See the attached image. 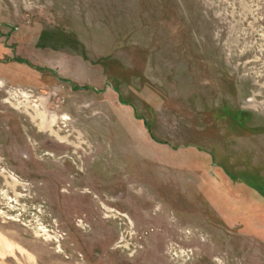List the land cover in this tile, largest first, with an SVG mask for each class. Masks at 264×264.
Here are the masks:
<instances>
[{"label":"rangeland","instance_id":"1","mask_svg":"<svg viewBox=\"0 0 264 264\" xmlns=\"http://www.w3.org/2000/svg\"><path fill=\"white\" fill-rule=\"evenodd\" d=\"M0 264H264V0H0Z\"/></svg>","mask_w":264,"mask_h":264},{"label":"bare ground","instance_id":"2","mask_svg":"<svg viewBox=\"0 0 264 264\" xmlns=\"http://www.w3.org/2000/svg\"><path fill=\"white\" fill-rule=\"evenodd\" d=\"M56 135H58V133Z\"/></svg>","mask_w":264,"mask_h":264}]
</instances>
